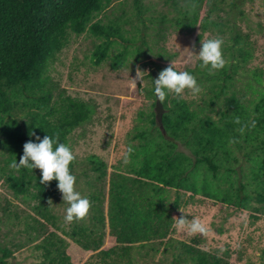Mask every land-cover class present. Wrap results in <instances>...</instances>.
I'll return each instance as SVG.
<instances>
[{"label":"trees","instance_id":"obj_1","mask_svg":"<svg viewBox=\"0 0 264 264\" xmlns=\"http://www.w3.org/2000/svg\"><path fill=\"white\" fill-rule=\"evenodd\" d=\"M112 1L0 0V153L9 169L3 171L7 184L16 195L36 201L29 218L37 232L36 247L44 250V264H139V257L169 251L174 254L172 264H232L228 245L206 248L196 238L178 239L176 232L181 209L199 202L248 212L253 222L264 219V91L247 80L242 95L256 94L257 100L244 102L239 90L233 89L239 62L232 70L226 64L219 70L201 66L187 70L208 92L207 103L195 105L183 94L167 93L162 128L156 121L154 85L149 89L153 102L150 111L140 115L144 124L136 127L133 138L138 141L131 145L129 161L109 171L98 156L88 158L96 173L89 183L95 188L89 193L95 222L93 226L78 222L69 242L59 237V231L67 233L49 204L62 194L58 181L41 184L39 168L10 167L13 160L19 162L24 143L35 140L30 132L41 139L58 134L59 141L71 148L73 131L93 116L90 103L67 95L50 76L71 33L96 38L91 54L96 65L112 57L113 67L121 68L130 54L147 51L136 46L138 31L127 36L120 16L106 23L99 18ZM168 1L179 13L178 25L193 28L200 23L203 31L224 32L223 22L214 16L225 12V0ZM134 3L137 14H143V0ZM230 30H236L235 42L244 43L238 60L247 63L252 50L246 48L235 23ZM119 41L124 48L111 56ZM260 74L254 72L255 77ZM149 77L154 79L151 72ZM219 101L223 106L216 109ZM75 161L69 168L76 178ZM106 227L108 247L105 231L100 233ZM0 252V264H9L13 251L0 242Z\"/></svg>","mask_w":264,"mask_h":264},{"label":"rangeland","instance_id":"obj_2","mask_svg":"<svg viewBox=\"0 0 264 264\" xmlns=\"http://www.w3.org/2000/svg\"><path fill=\"white\" fill-rule=\"evenodd\" d=\"M143 2L145 11L139 15L134 8V0H113L99 14V18L106 23L115 21L120 16L125 21L122 26L127 31V36L131 38L138 31L136 46L147 51L140 55L130 54L121 68L113 67L112 57L96 65L91 59L96 38L90 33H71L68 44L50 68L52 81L58 83L59 88L65 89L67 95L86 101L94 107L92 118L75 129L70 138L71 149L76 158L74 188L89 200V193L95 189L89 183L93 181L96 173L91 170L88 158L92 155L98 156L107 163L109 171L114 166L126 164L124 153L138 141L133 138L136 127L144 124L140 115L142 112H149L153 102L148 95L153 86L149 77L152 68H166L172 62L178 71L194 69L201 64L198 58L201 40L220 37L223 40L222 54H225V64L231 70L233 64L239 62L241 65L233 89L239 90L245 103L257 100L256 94L249 93L243 97L247 80L264 91V0H225V12H221L220 17L214 16V19L223 22L224 32H219L216 28L203 31L200 23L193 28L178 25L176 20L179 13L168 0ZM234 23L241 37L247 41L246 48L252 50V56L247 63H240L238 60V49L244 43L235 42L236 30H230ZM123 48L122 42L115 43L111 56H115ZM137 69L146 72L142 83H135L133 80ZM255 71L261 73L260 77H255ZM199 86V94L193 96L191 90L185 89L183 95L194 100L195 105H206L204 100L209 98V94L201 84ZM222 106L219 101L216 109H221ZM181 149L188 152L183 146ZM239 158L244 165V172L247 173L244 157ZM4 166V156L0 153V242L13 251L8 259L9 264H44V250L36 247L39 242L37 232L32 229V219L29 218L33 214L31 205L36 204V201L26 200L15 194L3 174L6 170ZM49 204L57 216V224L67 233L65 236L59 231L58 235L67 242L78 222L83 221L91 226L95 222L92 219L95 213L92 204L84 218L74 219L72 222L64 220L67 204L62 200V194L50 200ZM180 215L185 218V224L177 225L178 239L188 241L196 238L206 248L213 249L228 245L232 251V264H264V219L253 222L248 212H236L225 205L210 201L184 206ZM193 217L205 224L206 233L191 234L188 231L187 225ZM103 230L104 246L108 247V228L101 229L100 233ZM173 257V252L169 251L157 257H139L138 262L172 264ZM74 262L78 264V261Z\"/></svg>","mask_w":264,"mask_h":264},{"label":"clouds","instance_id":"obj_3","mask_svg":"<svg viewBox=\"0 0 264 264\" xmlns=\"http://www.w3.org/2000/svg\"><path fill=\"white\" fill-rule=\"evenodd\" d=\"M223 40L220 37H212L201 40L198 51V58L201 67L209 70H219L224 67L226 61L222 54ZM144 71L137 69L133 78L134 82L142 83ZM154 87L151 89L156 99L164 101L167 93H174L177 96L183 94L185 89L191 90L193 96L200 93L201 88L195 76L189 71H178L175 65L171 64L162 69L158 77L152 79ZM29 135L35 136V140H28L23 145V153L19 162L13 160L10 164L12 168L24 167L27 169L39 168L41 170L40 183L45 184L53 179L57 180V187L62 193V200L66 202V214L64 220L72 222L74 219L84 218L90 208L88 197L82 196L74 188L75 176L70 171L69 165L75 159L73 150L67 144L59 141L58 134L45 135L42 139L30 132ZM134 149L129 146L124 153V161L127 163L129 155ZM177 223L181 226L185 224L184 217L178 219ZM191 234L207 232V227L200 219L193 217L187 225Z\"/></svg>","mask_w":264,"mask_h":264},{"label":"water","instance_id":"obj_4","mask_svg":"<svg viewBox=\"0 0 264 264\" xmlns=\"http://www.w3.org/2000/svg\"><path fill=\"white\" fill-rule=\"evenodd\" d=\"M159 72H160V70L157 67L152 68L151 73H152L154 79L158 77ZM164 111H165V109H164L163 103L160 100L156 99V103H155L156 121L161 126V128L163 127Z\"/></svg>","mask_w":264,"mask_h":264}]
</instances>
